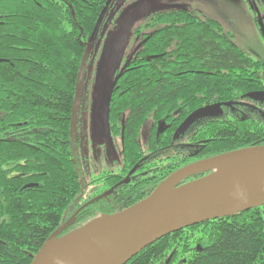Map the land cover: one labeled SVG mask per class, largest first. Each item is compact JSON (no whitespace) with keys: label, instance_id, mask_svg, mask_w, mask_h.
Returning a JSON list of instances; mask_svg holds the SVG:
<instances>
[{"label":"trees","instance_id":"obj_1","mask_svg":"<svg viewBox=\"0 0 264 264\" xmlns=\"http://www.w3.org/2000/svg\"><path fill=\"white\" fill-rule=\"evenodd\" d=\"M129 1L0 0V264H30L44 241L68 219L74 223L64 232L128 207L152 191L143 194V186L122 183L112 195L98 196L115 181L109 186H91L92 178L85 182L76 151L77 112L89 86L90 50L98 45L107 25L122 23L119 12ZM137 27L158 28L143 35L147 39L132 67L117 78L109 122L117 135L123 134L122 178L126 169L139 168L143 148L138 136L150 119L145 151L151 152L152 159L161 157L163 179L169 170L190 160L183 154L185 145L178 144L181 139L172 144V136L193 111L242 102L246 97L264 105V100L251 96L264 91V63L237 47L219 21L187 8L148 9ZM93 102L97 113L99 101ZM254 111L259 116L250 111L208 119L194 127L185 140L192 142L195 160L264 144V110ZM238 214L245 218L230 223L218 218L169 233L125 264H264V205Z\"/></svg>","mask_w":264,"mask_h":264},{"label":"water","instance_id":"obj_2","mask_svg":"<svg viewBox=\"0 0 264 264\" xmlns=\"http://www.w3.org/2000/svg\"><path fill=\"white\" fill-rule=\"evenodd\" d=\"M152 0H146L150 2ZM181 5H161L159 8ZM144 11L134 12L126 20L121 33H128L134 20ZM102 13L86 43L88 50L102 22ZM263 31L262 24L260 23ZM83 57L77 78L73 118L75 120L80 96ZM102 59L97 65L95 87L99 85ZM115 80L108 77L100 93V123L107 128L109 105ZM251 96L260 98L263 92H253ZM227 105H230L227 103ZM216 106L209 105L193 111L176 131L189 126L201 113ZM198 117V118H199ZM197 118V119H198ZM103 135L102 128L100 129ZM233 161L232 170L216 178L214 167ZM203 174L190 181L189 177ZM198 182L187 194L162 204L166 191L184 183ZM264 205V144L201 158L175 169L165 176L143 199L119 211L102 215L85 224L64 232L74 223L72 218L61 224L41 245L30 264H125L130 258L155 240L184 227L238 214L253 207ZM64 232V233H63Z\"/></svg>","mask_w":264,"mask_h":264},{"label":"rangeland","instance_id":"obj_3","mask_svg":"<svg viewBox=\"0 0 264 264\" xmlns=\"http://www.w3.org/2000/svg\"><path fill=\"white\" fill-rule=\"evenodd\" d=\"M151 5L160 7L161 5H181L182 9L193 10L196 14L203 18H212L220 22L224 32L232 36V41L242 51L252 56L255 59L264 63V30L262 31L260 22L255 11L256 0H152ZM149 2V3H150ZM260 20L264 24L263 6L260 8ZM123 12V11H122ZM263 19V20H262ZM138 20L132 26H137ZM134 27V28H135ZM159 27V26H158ZM155 29L149 30L150 32ZM132 28L130 31H132ZM133 28V29H134ZM264 29V25H263ZM120 32V31H119ZM115 34V33H113ZM98 89H95V84L92 79L89 80L88 86V101L84 99L81 101L77 116H79L77 123L79 137L76 140V151L78 154L79 168L83 174L85 182L97 176L100 170L113 168L115 160L118 161L120 152L119 137L112 136L107 138L102 136L95 125L90 124V117L93 115V105L98 101V94L104 88V81L99 82ZM263 97V98H262ZM260 100H264V96ZM258 100H253L246 97L240 105H216L201 113L197 121L208 120L212 118H227L230 116H244L251 114L252 116H259L255 114V108L260 107L264 110V105L260 104ZM209 106V105H208ZM206 107V106H204ZM248 107H251L250 109ZM83 108V115L80 110ZM203 108V107H202ZM200 109V108H199ZM263 114V113H261ZM262 116V115H261ZM77 119V117H76ZM151 125L150 119L143 123L139 138L142 143L147 139L148 130ZM98 133L100 135H98ZM124 182L121 181L120 184Z\"/></svg>","mask_w":264,"mask_h":264},{"label":"flooded vegetation","instance_id":"obj_4","mask_svg":"<svg viewBox=\"0 0 264 264\" xmlns=\"http://www.w3.org/2000/svg\"><path fill=\"white\" fill-rule=\"evenodd\" d=\"M130 1L127 3L126 9L124 10L121 18L119 19V21H122V23L121 24L111 23L107 25L106 31L100 37L99 39L100 41H98L99 42L98 45L94 46L90 50V53H91V59H89L90 77L88 80L92 79L94 84H95V79L97 75V65H98L99 60L102 59V66H101L102 71L98 72L100 76V81L103 80L105 82V80L108 77H112L115 81H117V78L121 75V73H123L125 69L132 67L131 64L133 62L134 57L138 56L136 52L138 51L142 43H144L147 39V36L143 37V35L146 33H149L150 32L149 29L141 30L140 28L135 27L131 33H126V34L121 33V29L130 15H132L134 12L140 9H144V11L140 14V16H145L148 9L150 11V9L155 7L151 5V2L150 3L146 2V0H137L135 4H133V2H130ZM256 2H257V5H255V11L257 15H260L261 13H260L259 8L261 6H263V11H264V0H256ZM132 4H133L132 6L133 8H130ZM121 12L122 11L119 12V15ZM115 20L118 21L117 19ZM260 23L262 24V27H263L264 25L263 21ZM117 26H118V30L116 31L115 29ZM98 88L100 87L98 86L97 89ZM85 98H86L85 102H87L88 93L85 95ZM90 100H91L90 102H92V99ZM240 104L241 102H234V103H231L230 105L234 106V105H240ZM216 105H219V104H216ZM83 113H84V110L82 108L80 110V114L83 115ZM99 119H100L99 113L98 112L95 113V110H94L92 117H90V124L95 125V127L98 129L100 133H101L100 129L102 128L103 135L106 136L107 138H110L112 136L119 137L120 141L123 143V137H122L123 134L117 135L114 126H112L113 129L111 128L110 122L108 123L107 128L103 127V124L100 123ZM203 122L204 120H201L198 122L197 119H195L189 126H187L184 129L179 130L177 132V136L175 137L177 129L183 123L182 121L181 124L173 132L172 144H175L174 141L181 139V142L178 144L185 145L184 146L185 151H183V154L190 158L188 162H192L193 160H195V158L193 156L194 152H191V150L193 149L192 142L186 141L185 138L187 137V135H189V133L194 127H198ZM151 126L152 125H150L149 127L147 139L144 143L141 142L138 136V141L141 147L143 148L142 150L143 155L140 157L139 161L137 162V164H139V168L136 169V165L133 166L132 168H128L125 171V175L122 178L119 177L122 174L121 169L125 168L121 162V157L119 156L120 159L118 161L115 160V164L113 168L111 167L109 169H102L99 171L96 177L92 178L93 183L91 184V186H104V184H106V186H109L111 181H115L112 187L102 190V192L99 193L98 196L112 195L115 192L114 187H116V185H120V182L123 180H125L124 183L132 185V186H141V187L143 186L144 188L142 192L143 194L145 193L147 189L153 190L155 186L162 180V176L159 173V168L161 166V160H162L160 155H159L160 158H158V155H157V156H154V158L152 159L150 156L151 152L145 151V149L147 148L149 137H150ZM160 130L163 132L164 127L161 126ZM160 151L161 150H157L158 153H160ZM182 160H186V158L182 157ZM152 170L156 172L154 173L152 172ZM173 170H169V172L165 176H167ZM157 179H159V182L155 183L154 185L150 187H144L145 184H150L151 182L156 181ZM86 203H84L82 206L86 205ZM242 217H244L242 214H234V215H230L227 217H223V220L228 219V223H230V219L231 220L241 219ZM197 248H200V247H197Z\"/></svg>","mask_w":264,"mask_h":264},{"label":"bare ground","instance_id":"obj_5","mask_svg":"<svg viewBox=\"0 0 264 264\" xmlns=\"http://www.w3.org/2000/svg\"><path fill=\"white\" fill-rule=\"evenodd\" d=\"M108 8V4H106L105 5V7H104V9H103V11H102V13H105L106 12V9ZM101 13V14H102ZM121 16H122V12L120 13V18H121ZM140 18V15L134 20V22H133V24L131 25V27H130V29L128 30V33H130V30H131V28H132V26L135 24V22L138 20ZM260 16L258 15V21H260V22H262L260 19ZM99 86V85H98ZM97 86V87H98ZM97 87H95V89H97ZM102 91H103V89H102ZM102 91H101V93H102ZM261 92H263V91H261ZM112 95V94H111ZM99 102V104H100V102H101V97H99V100H98ZM93 102V101H92ZM74 103H75V100H74ZM229 104H231L230 102H228ZM216 105V104H215ZM73 108H74V104H73ZM96 108H95V106L93 105V113H94V110H95ZM98 113H99V110H98ZM236 150V149H235ZM232 151V150H231ZM225 153V152H224ZM218 155V154H217ZM198 160V159H197ZM195 161V160H194ZM189 163H191V162H189ZM234 166H235V162H233V161H230V162H227V163H224V164H222V165H219V166H216V167H214V169H215V171H214V175H211L210 176V178H209V180H208V183H211V182H213L214 180H216V178H218V177H220V176H222V175H224L225 173H227L228 171H230V170H232L233 168H234ZM180 168V167H179ZM200 175V174H199ZM201 176H203V174H201ZM200 176V177H201ZM125 180H123L122 182H124ZM121 183V182H120ZM199 184V181L198 182H196V180L195 181H193L192 183H189V184H187V183H184V184H182V185H180V186H178V187H175V188H171L170 190H168V191H166V196H165V198H164V200L162 201V204H166V203H169V202H171V201H173L174 199H176V198H178V197H180V196H182V195H185V194H187L189 191H191L193 188H196L197 187V185ZM262 206V205H261ZM257 207H259V206H257ZM253 208H256V207H253ZM252 209V208H251ZM249 210V209H248ZM245 211H247V210H245ZM244 212V211H243ZM218 219V218H217ZM212 220H214V219H212ZM53 233V232H52Z\"/></svg>","mask_w":264,"mask_h":264}]
</instances>
